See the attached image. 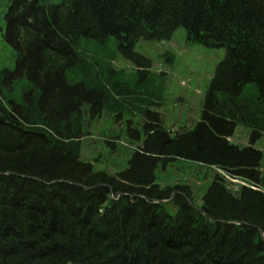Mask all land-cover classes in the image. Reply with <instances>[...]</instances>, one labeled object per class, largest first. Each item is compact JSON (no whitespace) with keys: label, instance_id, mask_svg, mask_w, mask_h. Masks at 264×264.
<instances>
[{"label":"trees","instance_id":"16d2710c","mask_svg":"<svg viewBox=\"0 0 264 264\" xmlns=\"http://www.w3.org/2000/svg\"><path fill=\"white\" fill-rule=\"evenodd\" d=\"M5 19L17 62L0 68V264H264L263 153L229 141L238 125L251 144L264 137V0H9ZM180 28L225 57L201 122L172 133L152 100L87 53L116 38L146 76L151 62L135 45ZM135 109L148 122L128 167L96 170L85 148L118 144L90 133L89 115ZM179 159L215 172L200 204L189 185L157 184L159 165Z\"/></svg>","mask_w":264,"mask_h":264},{"label":"rangeland","instance_id":"374dc122","mask_svg":"<svg viewBox=\"0 0 264 264\" xmlns=\"http://www.w3.org/2000/svg\"><path fill=\"white\" fill-rule=\"evenodd\" d=\"M62 1L48 0L51 4L57 5ZM8 5L9 0H0V68L13 71L16 67L17 53L7 45L4 38L7 34L5 15ZM88 48L90 52L87 55L103 59L118 74V83L132 91L131 96L136 97L142 94L145 99L154 102L155 105L149 106L148 111L159 113L172 133L179 132L180 128L193 130L201 122L206 94L218 64L225 57L224 49L189 43L186 32L182 28L177 29L168 41L140 40L135 45L134 52L151 62L146 76L141 74L137 63L126 58L121 52L116 38L107 43L94 42ZM73 76L75 75L71 74V77ZM90 116V119L86 121L89 132L94 136L115 138L118 145L117 148H113L101 142L99 146H87L85 154L92 159L84 156L85 160L90 161L96 170L109 173L124 171L128 167L132 154L144 141V126L148 118L138 110L134 114L122 112L120 115L114 113L111 115L103 111L97 121ZM129 130L139 132L141 141L131 138ZM91 139V141L95 140L93 137ZM229 140L230 143L239 147L252 146L261 151L264 170V137L251 144L250 129L238 125ZM156 175L157 184L162 187L189 185L195 195L194 203L200 204V198L206 194L212 184L215 172L196 162L179 159L166 167L161 163ZM230 182L236 189L243 186L241 180L231 179ZM136 196L132 195L131 201L135 200Z\"/></svg>","mask_w":264,"mask_h":264},{"label":"water","instance_id":"95a60500","mask_svg":"<svg viewBox=\"0 0 264 264\" xmlns=\"http://www.w3.org/2000/svg\"><path fill=\"white\" fill-rule=\"evenodd\" d=\"M86 190H90L89 187H86ZM118 196H126V195H123V194H118L116 195V197H114V199H117ZM113 197V195L111 196ZM199 211H201L202 213H204L205 215H207L205 212H203L201 209H199ZM212 222L216 223V224H234V225H238V226H249L248 224H245V223H242V222H236V221H214V220H211ZM263 235V233H262ZM263 240H264V235H263Z\"/></svg>","mask_w":264,"mask_h":264},{"label":"bare ground","instance_id":"6f19581e","mask_svg":"<svg viewBox=\"0 0 264 264\" xmlns=\"http://www.w3.org/2000/svg\"><path fill=\"white\" fill-rule=\"evenodd\" d=\"M127 100V99H126ZM137 197V196H136Z\"/></svg>","mask_w":264,"mask_h":264}]
</instances>
